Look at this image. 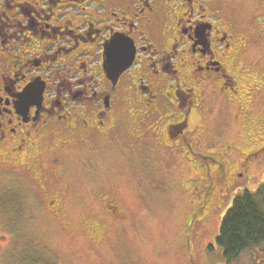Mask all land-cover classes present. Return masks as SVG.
Returning <instances> with one entry per match:
<instances>
[{
	"label": "flooded vegetation",
	"instance_id": "flooded-vegetation-1",
	"mask_svg": "<svg viewBox=\"0 0 264 264\" xmlns=\"http://www.w3.org/2000/svg\"><path fill=\"white\" fill-rule=\"evenodd\" d=\"M245 1L240 19L237 0H0V164L32 181L49 206L62 199L51 182L70 151L100 156L129 142L174 155L214 146V101L245 111L264 99V0ZM115 37L134 55L111 81L105 51ZM253 46L255 84L246 76ZM204 151L194 170L208 202L231 187L233 167ZM97 202L107 220L124 218L115 195ZM95 228L86 231L92 241Z\"/></svg>",
	"mask_w": 264,
	"mask_h": 264
},
{
	"label": "rangeland",
	"instance_id": "rangeland-1",
	"mask_svg": "<svg viewBox=\"0 0 264 264\" xmlns=\"http://www.w3.org/2000/svg\"><path fill=\"white\" fill-rule=\"evenodd\" d=\"M237 1L241 19L250 4ZM255 50L244 74L252 84L262 81L251 61ZM210 111L216 142L203 147L221 161L227 157L241 177L231 172V187L208 202L194 170L209 156L203 147L170 155L123 142L100 156L70 151L51 182L63 189L62 199L49 206L32 181L16 179L0 164V264H226L215 245L221 220L235 196L264 183V150L254 154L264 149V99L244 111L218 98ZM245 157L247 168L239 171ZM112 194L124 217L115 222L99 214L97 202ZM95 225L90 234L100 236L92 241L86 231ZM229 264H264V246Z\"/></svg>",
	"mask_w": 264,
	"mask_h": 264
},
{
	"label": "trees",
	"instance_id": "trees-1",
	"mask_svg": "<svg viewBox=\"0 0 264 264\" xmlns=\"http://www.w3.org/2000/svg\"><path fill=\"white\" fill-rule=\"evenodd\" d=\"M215 245L226 264L264 246V183L254 192L244 190L235 196L221 220Z\"/></svg>",
	"mask_w": 264,
	"mask_h": 264
},
{
	"label": "water",
	"instance_id": "water-1",
	"mask_svg": "<svg viewBox=\"0 0 264 264\" xmlns=\"http://www.w3.org/2000/svg\"><path fill=\"white\" fill-rule=\"evenodd\" d=\"M104 68L111 81H116L132 64L133 48L129 41L115 37L106 47Z\"/></svg>",
	"mask_w": 264,
	"mask_h": 264
}]
</instances>
